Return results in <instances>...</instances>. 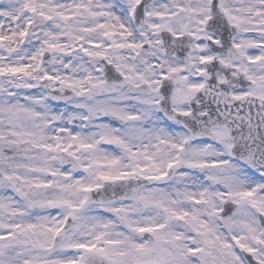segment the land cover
Returning a JSON list of instances; mask_svg holds the SVG:
<instances>
[{
    "label": "snow or ice",
    "instance_id": "1",
    "mask_svg": "<svg viewBox=\"0 0 264 264\" xmlns=\"http://www.w3.org/2000/svg\"><path fill=\"white\" fill-rule=\"evenodd\" d=\"M0 264H264V0H0Z\"/></svg>",
    "mask_w": 264,
    "mask_h": 264
}]
</instances>
